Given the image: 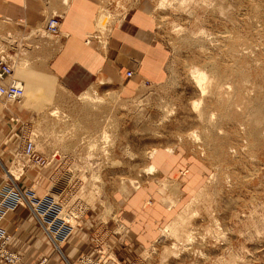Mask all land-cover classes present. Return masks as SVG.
<instances>
[{
  "label": "rangeland",
  "instance_id": "1",
  "mask_svg": "<svg viewBox=\"0 0 264 264\" xmlns=\"http://www.w3.org/2000/svg\"><path fill=\"white\" fill-rule=\"evenodd\" d=\"M140 7L156 21L166 80L144 81L129 99L110 85L72 93L47 70L39 43L17 45L0 25V50L25 89L20 102L0 99V130L20 125L7 140L9 161L0 152V168L62 235L70 225L58 214L118 221L120 199L153 187L167 215L128 264H264V0H102L99 29L87 43L106 47V30ZM38 34L41 44L60 35ZM196 72L206 77L202 88ZM16 134L32 140L49 165H27ZM161 151L199 164L169 185L156 165L148 171ZM43 169L54 170L45 190L35 180ZM27 175L35 178L23 184ZM119 221L126 243L131 226Z\"/></svg>",
  "mask_w": 264,
  "mask_h": 264
},
{
  "label": "crops",
  "instance_id": "2",
  "mask_svg": "<svg viewBox=\"0 0 264 264\" xmlns=\"http://www.w3.org/2000/svg\"><path fill=\"white\" fill-rule=\"evenodd\" d=\"M101 3L102 0H0V25H5L9 33L7 38L13 39L17 45L21 41L35 48L39 43L43 56L40 59L45 60L49 73L76 95L95 85H110L122 98L129 99L137 94L144 81L152 84L164 82L166 51L158 39L156 21L148 9L134 8L118 24L115 23L111 31L107 29L104 34L109 33L106 47L97 40L87 43L89 34L97 32L99 27ZM53 10L62 13L57 15L61 18L60 35L41 44L38 33L45 28ZM131 71L134 75L128 78L127 73ZM17 126L10 131L0 130V152L6 161L11 158L14 148L7 140L14 138ZM153 163L169 185H177L175 182L180 174L183 175L182 169L190 168L191 163L199 164L187 160L177 151L169 155L161 151ZM53 173L54 170L43 169L37 178L23 176V184L35 178L45 190V186L53 181ZM6 178L0 168V188L8 181ZM143 191L126 201L119 200L120 206L124 207L119 220L123 219L124 224L131 226L126 243L116 230L119 220L115 221L113 217L105 222L91 213L85 216L82 229L66 230V235L53 232L40 209L36 211L34 201L32 203L29 198L28 209L19 205L0 222V238L11 236L9 249L21 256L20 264H82L80 259L83 256L98 257L96 239L112 247L114 258L108 264L132 263L136 252L156 239L157 224L168 211L163 199H153V187ZM37 196L43 197L44 202L48 197L45 193ZM0 264L5 263L0 261Z\"/></svg>",
  "mask_w": 264,
  "mask_h": 264
},
{
  "label": "built area",
  "instance_id": "3",
  "mask_svg": "<svg viewBox=\"0 0 264 264\" xmlns=\"http://www.w3.org/2000/svg\"><path fill=\"white\" fill-rule=\"evenodd\" d=\"M61 18L59 16H52L48 19L45 30L49 35H57L60 33ZM15 66L9 56L4 51L0 50V99L8 102H20L25 97V89L23 86L13 82ZM134 73L128 72L127 77L131 78ZM16 123L19 120L15 121ZM17 141L21 147L23 159L26 160L27 165H32L36 168H45L49 165L47 157L43 156L38 150L36 144L26 138L24 135L16 134ZM16 141V142H17ZM8 181L0 188V222L5 218L9 211L14 210L22 202L30 206L28 198L22 193V189L16 179L9 177ZM63 216V217H61ZM62 221L70 225L69 230H80L83 227V221L77 214H60ZM73 223V224H72ZM121 225L118 229H123ZM123 233V230H121ZM123 236V234H121ZM10 235L2 236L0 238V261L5 264H18L21 261V256L9 249ZM56 244V243H55ZM95 252L97 258L91 256H83L80 261L82 264H108L111 260L112 249H108L107 243L101 239L95 240ZM57 246V245H56ZM108 252V254L106 253ZM111 252V253H110ZM113 254V253H112Z\"/></svg>",
  "mask_w": 264,
  "mask_h": 264
},
{
  "label": "bare ground",
  "instance_id": "4",
  "mask_svg": "<svg viewBox=\"0 0 264 264\" xmlns=\"http://www.w3.org/2000/svg\"><path fill=\"white\" fill-rule=\"evenodd\" d=\"M61 25V24H60ZM36 71H41L40 70V68L39 67H37L36 68ZM194 73H192V75H193ZM39 76V75H38ZM194 77H196V78H194V79H196V82H197V85L200 87V86H202V84H203V82L206 80V77L204 76V74L203 73H200V72H196V76H194ZM15 83H19L18 81H15ZM200 88H202V87H200ZM202 92H204V90H202ZM197 109V108H196ZM87 112V111H86ZM54 114V113H53ZM86 117H87V119L88 120H94L95 118H94V116L93 115H89V113L88 114H86ZM92 124H95V122L93 123L92 122ZM94 127V126H93ZM253 133V132H252ZM251 133V134H252ZM254 134H256V133H254ZM253 135V134H252ZM251 135V136H252ZM254 136H256V135H254ZM253 137V136H252ZM259 137V136H258ZM257 142V141H256ZM154 152V154L153 155H151L152 157L157 153V151H153ZM155 168V164L154 163H152L151 164V167L148 169V171L150 172V171H152L153 169ZM145 171H147V170H145ZM148 173V172H147Z\"/></svg>",
  "mask_w": 264,
  "mask_h": 264
}]
</instances>
